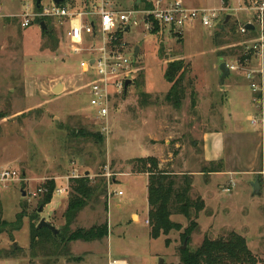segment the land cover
Returning a JSON list of instances; mask_svg holds the SVG:
<instances>
[{
	"label": "rangeland",
	"instance_id": "rangeland-1",
	"mask_svg": "<svg viewBox=\"0 0 264 264\" xmlns=\"http://www.w3.org/2000/svg\"><path fill=\"white\" fill-rule=\"evenodd\" d=\"M118 1L130 9L140 0ZM186 1L195 8L222 6L220 0ZM34 2L0 0V172L18 175L14 181L0 182V264L178 263L181 231L152 239L145 224L147 177L133 170V161L148 157L156 158L161 169L191 174L190 197L204 202L198 229L186 248L193 251L205 236L216 239L233 231L246 240L256 264H264V127L249 122L258 120V109L244 75L262 70L264 76V60L262 64L252 55L239 62V55L248 50L246 38L237 32L249 13L235 12L237 0H229L220 17L230 16L223 23L228 28L222 31L219 25L209 30L195 23L183 34L158 29L153 35L142 23L132 27L124 39L133 52L138 47L133 78L137 84L131 83L115 102L105 135L89 104L79 59L69 52L63 33L55 29L54 45L36 23L21 28L22 16L35 13ZM40 5L51 6V0H41ZM217 45L225 53L222 58L215 53ZM178 59L189 66L191 88L177 110L164 102L169 85L162 74L167 63ZM223 62L239 70L221 84L216 66ZM58 83L65 88L53 93ZM96 134L103 139L97 140ZM219 164L220 173H231H203ZM82 177L92 185L102 180L105 192L94 193L66 227L69 179ZM255 177L262 179L261 195L252 197L250 182ZM51 182L55 191L42 206ZM59 188L65 192L57 194ZM121 190L122 196L113 195ZM18 215L20 223H14ZM41 219L67 232L107 222L109 234L98 242L64 245L42 238L32 247L29 229ZM170 219L183 229L188 225L181 215Z\"/></svg>",
	"mask_w": 264,
	"mask_h": 264
},
{
	"label": "built area",
	"instance_id": "built-area-1",
	"mask_svg": "<svg viewBox=\"0 0 264 264\" xmlns=\"http://www.w3.org/2000/svg\"><path fill=\"white\" fill-rule=\"evenodd\" d=\"M64 5L42 7L41 12L23 15L20 26L22 29L32 25L35 19L49 18L62 29L69 52L79 59L80 74L86 77L85 89L90 99V106L96 118L100 121L102 134L110 132V116L115 102L126 92L125 82H133L138 69L134 67V52L130 50L124 39L132 27L143 24L151 32L156 25L182 34L186 27L199 23L211 30L220 21L221 13L228 10L220 8H188L183 0H150L151 8L121 7L118 0H66ZM235 12L249 13L248 20L239 25L238 32L245 36L253 26L258 35L244 44L263 64L264 60V0H237ZM64 3V2H63ZM62 4V3H61ZM1 17V15H0ZM243 45V44H240ZM230 73L239 70L237 65H228ZM252 94V102L258 109V120L250 118L251 125L256 122L264 127V76L262 70L245 72ZM130 86V85H129ZM108 173L106 177L108 178ZM18 179V175L10 170L0 172V182L5 183ZM64 189L56 190L57 194ZM122 196V191L113 192ZM148 224V222H147ZM112 264H117L115 261Z\"/></svg>",
	"mask_w": 264,
	"mask_h": 264
},
{
	"label": "trees",
	"instance_id": "trees-1",
	"mask_svg": "<svg viewBox=\"0 0 264 264\" xmlns=\"http://www.w3.org/2000/svg\"><path fill=\"white\" fill-rule=\"evenodd\" d=\"M150 0H140L139 4L135 3L134 8L150 9ZM224 5L229 4V0H221ZM66 2L60 4L64 5ZM42 10V6L39 8L36 6V0L34 2V11L39 13ZM225 18L219 21L217 26L219 30H225L228 25H223ZM44 22L46 31H42L43 37L57 44L56 31L62 29L57 26V23L52 19L41 18L35 19L34 23L40 26V23ZM245 23V22H243ZM242 23V24H243ZM239 28V26H238ZM237 28V32H238ZM158 27L154 25V29L150 32L155 35L158 34ZM233 30V27H230ZM239 34V32H238ZM258 35L255 29H250L248 34L243 36L246 40L255 38ZM239 36H242L239 34ZM221 45L215 46V49H220ZM218 58H222L225 53L219 50L216 51ZM253 53L251 51L243 52L239 55V62L244 63ZM136 63L134 62V65ZM189 74V66L183 59L173 60L167 63L165 70L163 71V80L169 85V89L164 96V102L174 109H180L183 101L187 96L188 89L191 88L190 80H187ZM137 79V78H136ZM137 84V80H134L131 85ZM191 100H193L194 92L191 89L189 92ZM124 97V96H123ZM191 105L194 106V102L191 101ZM84 135V133H83ZM88 135V134H87ZM97 140L101 141L103 137L99 134ZM88 136L94 137L89 134ZM134 171L137 174H145L148 176L147 183V203H148V215L147 222L150 229L149 236L152 239L158 238L160 235L167 236L170 232L181 231V238L184 242L187 239L189 243L191 235L197 231L198 223L197 219L199 213L204 209V202L200 197L192 200L190 192L192 190L191 175L175 174L173 171H167L160 168V163L156 158L148 157L136 159L133 161ZM222 165L219 164L216 167L205 168L203 173H220L222 172ZM70 198L68 201L67 209L64 214V220L66 227L70 226L77 214L86 206V201L92 197L96 192L100 194L105 192V186L102 184V180H98L95 185H92L87 177L71 178L69 179ZM55 191L54 183L51 182L49 186H46V193L41 201V205L45 206L50 203L52 194ZM172 215H181L187 221L188 225L183 229L182 225L173 222L170 218ZM21 215L16 217L14 223H20ZM11 223H8V225ZM38 224H33L29 229L30 246L35 245V241L42 238L51 239L56 245H64L72 242L92 243L98 242L108 237L109 229L107 222L93 226L89 229L77 228L72 232L65 230L60 231V234L54 236L47 228H37ZM19 224H17V229ZM16 229V230H17ZM15 230V229H14ZM168 245V241L165 242ZM257 259L255 255L248 249L246 240L235 232H229L224 236H219L216 239H209L205 236L195 250H190L188 247L184 250L179 249V262L176 264H256Z\"/></svg>",
	"mask_w": 264,
	"mask_h": 264
},
{
	"label": "water",
	"instance_id": "water-1",
	"mask_svg": "<svg viewBox=\"0 0 264 264\" xmlns=\"http://www.w3.org/2000/svg\"><path fill=\"white\" fill-rule=\"evenodd\" d=\"M66 0H52L53 4L55 5H59L63 2H65ZM40 2L41 0H36V6L37 8H39L40 6ZM230 16H227L226 17V20L224 23L227 22V20L229 19ZM40 29L42 31H46V26L44 24V22H41L40 23ZM246 28L247 29H253V26L250 25V24H246ZM137 51H138V47L135 48L134 50V57H136L137 55ZM219 71L221 73V76H220V83L223 84L224 83V80L227 79L229 76H230V70L227 66V64L225 62L221 63L220 66H219ZM132 82L130 80H127L125 82V87L129 86ZM63 89V85L62 83H58L57 85H55L53 88H52V92L53 93H58L60 91H62ZM260 181L257 177H255L254 181L250 183V186L252 188V197L254 196H260L261 195V186H260ZM42 211V208H39L38 212L40 213ZM37 228H47L49 231L52 232V234L54 236H57L58 234H60V230L58 229H55L53 226H51L50 224H48L45 219H41V221L39 222ZM15 246V245H14ZM186 246H187V239L184 240L183 242V245L181 246V250H184L186 249ZM160 264H162V260L160 261Z\"/></svg>",
	"mask_w": 264,
	"mask_h": 264
},
{
	"label": "crops",
	"instance_id": "crops-1",
	"mask_svg": "<svg viewBox=\"0 0 264 264\" xmlns=\"http://www.w3.org/2000/svg\"><path fill=\"white\" fill-rule=\"evenodd\" d=\"M183 2H184V4H185V6L186 7H188V8H195V7H193V6H190V5H188V1H186V0H183ZM221 3H222V1L220 0L219 1V4L221 5ZM195 9H200V8H195ZM183 34V33H182ZM215 53H216V50H215ZM214 62H217L216 60H215V58H214ZM214 64V63H213ZM220 64L221 63H217V66H216V68H217V72H220L219 71V66H220ZM227 64V63H226ZM214 68H215V66H214ZM221 74V73H220ZM231 75H232V73H230V77H231ZM230 85V84H229ZM229 85H227L226 86V88L225 89H227L228 90V87H229ZM65 88V85H63V89ZM251 94V93H250ZM251 96V98H252V94L250 95ZM251 101H252V99H251ZM253 103V102H252ZM254 107H255V105H254ZM256 108V107H255ZM257 110V109H256ZM231 172H228V171H226V173H220L221 175L222 174H230ZM175 174H178V175H180V174H183V173H175ZM140 175H144V176H146L147 177V183H148V176L147 175H145V174H140ZM189 175H191V174H189ZM192 176V175H191ZM261 181H262V179H261ZM251 183V182H250ZM147 188V187H146ZM122 191V190H121ZM226 191V190H225ZM226 192H229V191H226ZM113 195H115V194H113ZM117 196V195H116ZM146 198H147V195H146ZM202 199V198H201ZM147 206H148V203H147ZM136 216L137 217V221L135 222V223H139L140 222V217H139V215H138V213H132V217L133 216ZM147 215H148V209H147V211H146V220H145V224L146 225H148L147 224ZM172 217V216H171ZM113 261H115L116 263H118V262H122V260H113ZM125 264H127V262H125V261H123ZM109 264H111V263H109Z\"/></svg>",
	"mask_w": 264,
	"mask_h": 264
},
{
	"label": "bare ground",
	"instance_id": "bare-ground-1",
	"mask_svg": "<svg viewBox=\"0 0 264 264\" xmlns=\"http://www.w3.org/2000/svg\"><path fill=\"white\" fill-rule=\"evenodd\" d=\"M117 264H125V263L122 261V262H118Z\"/></svg>",
	"mask_w": 264,
	"mask_h": 264
}]
</instances>
